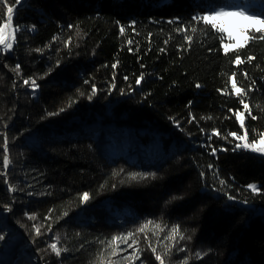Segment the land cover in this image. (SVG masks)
<instances>
[{
    "label": "trees",
    "instance_id": "1",
    "mask_svg": "<svg viewBox=\"0 0 264 264\" xmlns=\"http://www.w3.org/2000/svg\"><path fill=\"white\" fill-rule=\"evenodd\" d=\"M225 2L5 0L21 29L0 49V245L9 231L23 238L10 264L33 255L44 264H160L155 255L164 264H264V155L235 147L246 132L250 141L264 134V41L225 54L221 34L187 27ZM129 232L131 248L107 243ZM57 237L59 257L49 247Z\"/></svg>",
    "mask_w": 264,
    "mask_h": 264
},
{
    "label": "snow or ice",
    "instance_id": "2",
    "mask_svg": "<svg viewBox=\"0 0 264 264\" xmlns=\"http://www.w3.org/2000/svg\"><path fill=\"white\" fill-rule=\"evenodd\" d=\"M24 2H25V0H15V3L17 6L22 5ZM0 3H4V6L7 7V21L8 22L0 24V46H3V48L5 50H7L10 47H12V44L10 43V41L15 39L13 32L9 31L10 24H11V21L13 19L14 9L12 6H8L5 3V0H0ZM224 20H235V22L237 24H239L240 26L238 29H231L229 26H226L223 23ZM193 22H195L196 25H199L202 23L203 27L194 26ZM171 23H175V21H171ZM187 27L191 28V31L193 33H196L197 31H199L205 35L211 34L212 31L215 30V33L221 34V35L216 37V38L220 39L221 41H223V39H224V36L222 34L227 33V39L229 41H235V42L234 43H225L222 45L225 54H228L229 52H232L233 50L243 49L246 45L249 44L250 41H254V40L264 41V18H261L255 14H249L242 9L235 8L227 2H225L221 5L212 7L203 13L193 14L190 18V21H189ZM20 30L21 29L16 28L13 31L18 33ZM121 31L123 32V28L121 29ZM177 31H184V29L178 27ZM235 31H239L241 33V37H237L235 35ZM184 39H185V41L191 42L192 37L189 35H185ZM161 51H163V49H161ZM210 51H211V49H210ZM217 51H219V49H217ZM253 59H254L253 56L248 57L249 61H251ZM229 62L231 63L232 61L230 60ZM234 62L237 65H240L241 63H243L239 54H237L235 56ZM112 67L115 68L116 65L113 64ZM16 68L18 69L19 65H17ZM231 75H232V77H236L238 75V73L233 72ZM244 76H245V78H247V73H244ZM141 79H142V76L138 77L136 79V83L139 84ZM28 83H29L28 80L24 81L25 85ZM32 85L34 88L36 87L35 80L32 81ZM196 86L200 87V85H196ZM232 88L237 95L241 94L242 89L240 87H237L235 82H233ZM95 91H96V89L93 88V90H92L93 94L95 93ZM89 98L91 99V96H89ZM240 102L243 104L244 109L248 110L249 114L251 115V112L249 109V104L244 103L243 99H241ZM229 111H231V110H229ZM236 115H237V119H240V114L237 113ZM252 118L256 119L255 116H253ZM213 134L219 135V133H215V131ZM229 135L236 136L235 133H229ZM208 138L211 139L212 137L209 136ZM237 139L242 140V141H247V132L245 133L244 136L237 137ZM8 143H9L8 138H7V136H5L3 139L2 167L5 170L4 182L10 184V181L7 180V170L9 168L10 163H11L10 157L8 154L10 151L9 147H8ZM209 147H211V146L209 145ZM235 147L237 149L243 148V149L250 150L253 153H259V154L264 155V134H260V138L257 141H253L252 143L245 142L243 144L237 143L235 145ZM216 151L217 150L215 148H213L211 154H215ZM135 175H137V174H133V178H135ZM224 183H225V181H223V180L220 181L221 185H223ZM248 188L251 189L254 193L257 191L256 186H254V185H248ZM8 190L9 191H15V188L9 187ZM89 199H90V197H89L88 193L85 192L81 195V201L83 203H87ZM174 199H175V197H174ZM228 199L233 200L234 197L229 195ZM5 210H8V209L6 208ZM29 218L34 219L35 217L30 216ZM46 219H47V217H46ZM147 223L151 224L152 221H148ZM34 228H35L36 236H40L41 235L40 229L35 227V226H34ZM139 230H142V228ZM171 232L173 234L178 233L179 232V226L178 225L173 226L171 229ZM132 236H133V233H131V232L124 234V235H121V236L113 235L110 238V240L107 241V243L109 245H112L114 242L120 241V243H125V244H127V247L131 248L133 244L138 243V241L135 239H133L130 244L128 243V238L132 237ZM4 239H5V237L3 235H0V240H4ZM33 239L35 240V237ZM57 243H58V237H57V242L51 243L49 245V247H50L51 251L56 256L59 257L61 255V249L57 247ZM101 243H104V242L102 241ZM118 247H119V244H116L115 247L112 248V254L113 255L116 254V248H118ZM66 250L67 249H64V251H66ZM121 251H126V249H121ZM181 251H183V249H181ZM153 253L155 254V249H153ZM165 255H166V253H165ZM197 256L199 257L200 253H197ZM124 259H127V257H124ZM155 259L157 261H159L160 264H164V260L162 259L161 255H155ZM182 264H187V261L186 260L183 261Z\"/></svg>",
    "mask_w": 264,
    "mask_h": 264
},
{
    "label": "rangeland",
    "instance_id": "3",
    "mask_svg": "<svg viewBox=\"0 0 264 264\" xmlns=\"http://www.w3.org/2000/svg\"><path fill=\"white\" fill-rule=\"evenodd\" d=\"M226 2L231 4L235 8H239V9L246 11L249 14H255L261 18H264V0H226ZM6 22H8V21L6 20L5 23ZM223 23L226 26H229L231 29H238L240 26L239 24H237L235 22V20H224ZM13 30H14V28H13L12 24H10L9 31H12L13 35H14ZM235 35L237 37H241V33L239 31H235ZM13 42H14V39L10 41V43L12 45H13ZM234 42L235 41H229L227 39V33H224V41L222 42V45L225 43H234ZM10 48L7 50H10ZM0 49H4L3 46H0ZM128 137H129V143L130 144L132 142H134V144H132V146L135 149V151L138 150L139 152H141V146L139 145L140 144L139 139L134 137L133 134L128 135L127 138ZM257 140H253V141H257ZM239 141H240V144H243L245 142H248V143L253 142V141H250L248 139H247V141H242V140H239ZM150 143L152 144L151 141H150ZM251 185L255 186L256 184L252 183ZM7 219H8L7 210L1 211L0 212V220H2L5 225L7 224ZM17 230L9 231L8 233H10V235H11L10 241L7 242L6 244L0 245V264L12 263L13 259L15 258L16 254H17L18 247L22 245L21 243H22L23 238L21 237L22 236L21 233L18 232ZM48 230H49L48 233L50 235H52V229L49 228ZM26 249L32 251L30 244H28V247ZM31 260H32V262H31L32 264H44L41 259H39L38 257L36 258L34 255L31 258ZM129 262H130V260L127 259L124 264H128ZM103 264H114V260L111 257H109L108 259L103 260Z\"/></svg>",
    "mask_w": 264,
    "mask_h": 264
}]
</instances>
